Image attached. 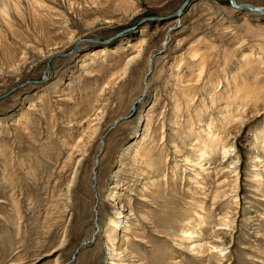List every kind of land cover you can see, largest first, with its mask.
Here are the masks:
<instances>
[{
    "label": "rangeland",
    "instance_id": "obj_1",
    "mask_svg": "<svg viewBox=\"0 0 264 264\" xmlns=\"http://www.w3.org/2000/svg\"><path fill=\"white\" fill-rule=\"evenodd\" d=\"M233 1L0 0V264H264V0Z\"/></svg>",
    "mask_w": 264,
    "mask_h": 264
},
{
    "label": "water",
    "instance_id": "obj_2",
    "mask_svg": "<svg viewBox=\"0 0 264 264\" xmlns=\"http://www.w3.org/2000/svg\"><path fill=\"white\" fill-rule=\"evenodd\" d=\"M226 1H228L229 2V4L231 5V7L232 8H234V9H236V7H234L233 5H232V2H231V0H226ZM183 7H185V3L184 4H182V6L179 8V10L176 12V14H175V16H179L180 15V12L182 11V9H183ZM245 9L247 10V11H251V9H250V7L249 6H245ZM264 12V11H263ZM258 14H260V13H258ZM81 43H77L75 46H74V48H73V50H72V52L70 53V54H68V55H55V56H52V57H50L49 59H48V61H47V64H46V67H45V71H44V74L43 75H47V74H49L50 75V61L53 59V58H62V57H67V56H72V55H74L76 52H77V50H78V46L80 45ZM149 65H151V60L149 61ZM48 81V79H46V76H43L42 78H41V80L39 81V83L38 84H43V83H45V82H47ZM26 84H34V82L32 83H24V84H22L21 86H24V85H26ZM21 86H18V87H21ZM17 88H14V89H12L11 91H9V92H7L6 94H4L3 96H0V100L1 99H3V98H5V97H7L9 94H11L12 92H14L15 90H16ZM118 124V122H115L114 123V125H113V127L108 131V132H110L113 128H115V126ZM104 137V136H103ZM102 137V138H103ZM101 152V150L99 151V153ZM98 157V156H97Z\"/></svg>",
    "mask_w": 264,
    "mask_h": 264
},
{
    "label": "bare ground",
    "instance_id": "obj_3",
    "mask_svg": "<svg viewBox=\"0 0 264 264\" xmlns=\"http://www.w3.org/2000/svg\"><path fill=\"white\" fill-rule=\"evenodd\" d=\"M236 7H238V4L236 3V2H232ZM242 6H249L250 7V9H251V11H248L249 13H251V14H253V15H255V16H261V15H264V6L263 7H253V6H250L249 4H244V5H242ZM239 8V7H238ZM258 13H260V14H258ZM82 44V43H81ZM80 44V45H81ZM166 44V43H165ZM162 46H164V44L162 45ZM79 47V46H78ZM54 59H56V58H54ZM50 65V64H49ZM45 76V75H44ZM47 76H49V74H47ZM46 76V77H47ZM101 139H103V138H101ZM103 142H101L100 143V147L102 148L103 147ZM98 162H97V160L95 161V163H94V169H93V172L94 171H96V169H97V167H98ZM95 173V172H94ZM96 202H97V198H96ZM96 209H97V206H95V210H94V214L96 213L97 214V211H96ZM187 238H194V236H192L191 234H188L187 235ZM195 248H198V249H203V246L202 245H197V246H195ZM197 249V250H198ZM206 251H207V249H206ZM205 251V252H206ZM199 252V251H198ZM204 253V252H203Z\"/></svg>",
    "mask_w": 264,
    "mask_h": 264
}]
</instances>
